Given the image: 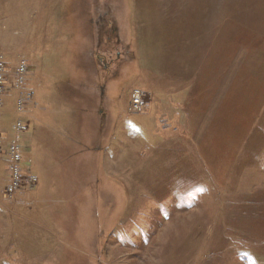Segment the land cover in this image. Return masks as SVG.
Returning a JSON list of instances; mask_svg holds the SVG:
<instances>
[{
	"label": "rangeland",
	"instance_id": "obj_1",
	"mask_svg": "<svg viewBox=\"0 0 264 264\" xmlns=\"http://www.w3.org/2000/svg\"><path fill=\"white\" fill-rule=\"evenodd\" d=\"M0 53L11 67L0 116L28 127L6 144L0 131V264H264V0H0ZM20 60L41 124L16 108ZM72 88L92 96L93 118L107 112L98 145L124 154L117 171L90 151ZM153 93L174 107L157 109ZM213 97L215 117L194 119ZM13 140L37 183L10 196ZM40 180L49 199L23 221L11 203Z\"/></svg>",
	"mask_w": 264,
	"mask_h": 264
},
{
	"label": "crops",
	"instance_id": "obj_2",
	"mask_svg": "<svg viewBox=\"0 0 264 264\" xmlns=\"http://www.w3.org/2000/svg\"><path fill=\"white\" fill-rule=\"evenodd\" d=\"M8 66H9V69H10L11 68L10 67V63H8ZM72 89L74 91L69 89L70 94H68L66 97L67 98H72L73 97V100H75L74 104L77 106L76 110H79V113L84 114V116L82 118L77 117V120H87V123H88V125L90 127L89 134L91 136V140L94 139L93 141H95L94 150H90V151L91 152H95V153L102 151L103 154H102L101 157L104 158L105 161H106L107 168L106 167L105 168H106L107 172L110 169L117 171L119 166H121L123 164L124 154L123 153L119 154V151H116V152L113 151L112 154L114 153V157L115 158L113 160H109V158H108L109 144L107 143L108 145H104V146L102 145L103 147L102 146L100 147L98 145V142L102 139V137H104V136H102L103 132L105 131V129L108 128V125H107L108 123L106 122L107 120L106 121L102 120L105 117L107 118V116H106L107 112L98 111V112L95 113V118H93V116L91 114H88L90 111H87V110L90 109L89 105H92V103H91L92 96L88 95V96H86L84 98L77 97L78 95H75V93H76L75 89L74 88H72ZM33 92H34V90H33ZM152 96L154 97L153 101H154L157 109L165 110V109H167V107L169 105L171 107H174L173 104H175V102L173 100H170L169 95H165L164 96L165 99L168 102V104L166 103L164 105V107L162 106V103L159 100V98L157 97L156 93H153ZM34 100H35V94H34ZM88 103H90V104H88ZM218 105H219V97L218 98L213 97L211 105L206 108L208 110L206 116H205V114H206L205 110L206 109L204 107H202V106L199 108V106H198V107H196L197 113H196V117L195 118L192 117V116L182 115V116H178L177 119H180L178 121L181 122L182 120H194V119H196V120H206V119H210L211 116H212V118H214L215 117V111H217V109H218ZM30 106H31V109H29L30 107L28 106L29 108L26 109V112L23 115V117L25 118L24 121L26 123H28L29 126H31L32 122L41 124V120H33V119L37 118V117L33 116V113H35V111H36L35 104L32 103V104H30ZM181 106H183V105H181ZM7 114L10 115L12 113L10 112V110H8L6 113H4L2 116H0V131L3 132V134L5 136V140H4L5 144L8 143V142H11V140L13 139V136H11V134H10L11 131L9 130V128L13 129V127H14L13 125H12L13 127L11 126V123H12L13 120L9 119V116ZM173 114H174V111L171 112L170 116H172ZM112 120H115L114 124L116 125L117 130H118V117L115 116V118H114V116H113ZM176 121L177 120H172V122H176ZM75 122H76V120H75ZM59 123L61 124V121ZM70 123H72V122L70 121ZM67 124L68 123H66V124L64 123L63 125L66 126ZM76 124H77V122H76ZM81 125H83V124L81 123L79 126L82 127ZM63 130L66 131V132H69V126H66ZM6 133L8 134V137H10V139L6 140V138H7ZM116 134L118 135V132ZM113 142H112V145H113ZM20 144H21V148H22V154H23V157H24L25 162H26L25 153L30 152L29 153V156H30L31 155V150H32V144H34L33 143V136L30 134V131L28 133L23 134L21 136ZM4 159H6V157H3L0 160V162L5 163L6 160H4ZM110 166H111V168H109ZM26 167L28 169V172L33 173L35 175L37 174L35 172V170H33V168L30 167L29 165H27ZM46 186L47 185L43 184V182L40 180V183L35 188L27 189V190H31V192L28 191V194L26 193L25 196L23 195L22 197L17 198V200H14L11 203L12 206L14 207V209L19 206L20 215L18 217L21 218V220L27 221V222H34V220H32V219L30 220V218L26 217L25 214H27L28 211H32V209L34 211H36L37 208L33 207V206H35V205L39 206L42 203L41 200L47 202V200L49 198H44V197L41 196L42 193L44 192L43 190L46 188ZM53 187L55 188V184L53 185ZM51 198L54 199L52 201L57 202V199L55 197H51ZM0 205H3V203L1 201H0ZM42 217L46 218L47 215H45V213H44V215H42ZM6 228L7 227L5 226V229Z\"/></svg>",
	"mask_w": 264,
	"mask_h": 264
},
{
	"label": "built area",
	"instance_id": "obj_3",
	"mask_svg": "<svg viewBox=\"0 0 264 264\" xmlns=\"http://www.w3.org/2000/svg\"><path fill=\"white\" fill-rule=\"evenodd\" d=\"M10 69L5 61V56L0 53V113L3 107V98L6 95V87L8 82V77L10 75ZM28 74V66L25 61L20 60L18 66L15 70V88L18 91L16 108L18 112H21L25 106L30 104L34 99V92L27 87L26 76ZM146 103L144 101V96L142 92L138 89L134 90L131 94L130 100V111L133 113L142 112ZM16 134L22 133L28 130V127L22 122L18 121L13 127ZM3 155L2 149V138L0 135V159ZM22 155L20 152V147L16 140H13L9 148V160L7 161L8 172H9V182L6 187V194L12 196L22 187L25 182L34 184L37 183L36 176L24 177V172L22 168ZM32 186V185H30Z\"/></svg>",
	"mask_w": 264,
	"mask_h": 264
}]
</instances>
